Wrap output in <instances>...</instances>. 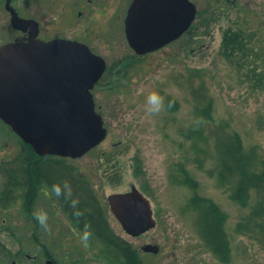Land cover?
I'll return each mask as SVG.
<instances>
[{
  "label": "rangeland",
  "instance_id": "rangeland-1",
  "mask_svg": "<svg viewBox=\"0 0 264 264\" xmlns=\"http://www.w3.org/2000/svg\"><path fill=\"white\" fill-rule=\"evenodd\" d=\"M26 1L32 3L31 0ZM191 1L201 15V22L207 16L204 24L211 17L209 7L212 5L220 4L221 16L206 29L198 46L191 45L192 36H185L181 41L180 55L175 59L161 58L163 60L158 61L159 69L152 72L150 67L141 68L131 64L133 68L125 78L126 88L115 97L109 96L110 100L104 105L105 112H108L109 133L100 146L108 151L102 163L111 164V168L107 169L112 180L108 181L104 174L95 183L86 179V193L99 194V199L95 194L97 199L92 201L95 207L92 209L90 205L86 210L89 215L99 211L106 219L108 233L115 234L114 229L118 225L106 197L130 191L131 183L136 181L137 188L150 200L152 209L159 212L157 219L162 228L148 235H154L159 240L162 252L158 256L140 258L133 252L129 256L130 264H264V86L260 89L257 84L259 79L264 81V51L255 54L253 49L248 52L244 49L248 42L256 43L251 39L253 30L258 32L259 23L264 19L260 10L244 8L240 4L243 0H220L219 3L217 0ZM3 6L4 2L0 0L1 18ZM5 25L12 37L10 24L6 22ZM115 29L117 39L95 41L98 43L96 51L116 55L130 50L122 35V24L117 23ZM2 33L6 36L8 32L5 30ZM121 38L123 41H120ZM260 43V48L264 50V40H260ZM228 46L231 47L229 53ZM160 73L155 90L153 82ZM130 82L140 83L131 88ZM159 87L163 91L158 93ZM151 92L163 98L164 109L159 114L147 110ZM160 113L165 115L163 122ZM175 132L178 138L197 139L196 160L194 155V159L188 162L172 157L173 151L170 149L173 147L167 137H173ZM230 142L241 160L235 163L239 171L230 170L233 163L224 161V150ZM97 150L78 160L86 166L89 160L102 164L96 159ZM19 152L17 138L0 122V162ZM135 155L139 159L138 164L132 163ZM170 158L174 161L165 162ZM177 164L180 168H175V180L170 182L169 167ZM14 176L15 172L0 170V197L2 186H7V179ZM250 178L252 182L244 184L246 191L237 198V180L247 181ZM105 185L111 188L105 190ZM34 198L39 204L43 195ZM247 221H250L251 230L259 234L256 241L245 235ZM213 222L219 238L211 233L209 236L216 241L207 235V224ZM31 228L35 226L32 224ZM29 230L28 227L1 233L0 258L10 252L19 255V243H31L33 252L42 251L47 245L57 259L60 251L53 242H49L53 241V237L55 242L63 239L64 245L67 242L79 245L74 251L83 252L72 251L71 256L76 254L81 261L68 263L69 259L64 264H114L113 259H117L113 251L111 258L108 257L105 243L96 239L83 243L68 238L70 231L59 233L54 226L36 229L31 237L28 236ZM86 235L91 237L92 233ZM144 237L130 244L117 238V244L132 245L136 249V242L140 245L146 242ZM222 237L226 243L221 240ZM0 264L4 263L0 261Z\"/></svg>",
  "mask_w": 264,
  "mask_h": 264
},
{
  "label": "flooded vegetation",
  "instance_id": "flooded-vegetation-1",
  "mask_svg": "<svg viewBox=\"0 0 264 264\" xmlns=\"http://www.w3.org/2000/svg\"><path fill=\"white\" fill-rule=\"evenodd\" d=\"M32 3H27L26 0H12V7L17 12L19 17L27 20H33L36 23V38L41 41L52 40H67L76 41L85 44L93 54L100 55L106 62V71L103 78L93 90V98L95 102L96 111L101 115L104 124L107 127V115L104 105L110 100V97H115L120 94L126 84L125 78L130 71L131 64H137V67L152 66L154 70L159 68L158 61L161 56H168L176 58L180 55L181 39L174 41L161 50L146 55L145 58L135 56L129 50L125 54L108 55L102 51H96L98 46L95 41L100 40H114L116 35L115 25L125 21L128 7L132 0H31ZM244 8L264 10V0H243L240 2ZM5 6V4H4ZM3 6V7H4ZM3 18L0 17V45L5 42H12L17 39L27 38L28 34H23L19 31L13 30L12 38L9 28L5 25L6 22L10 24V15L6 12L5 8L2 12ZM11 26V25H10ZM8 33H2L3 31ZM262 34V33H261ZM123 35V33H122ZM113 37V38H112ZM264 37V35H263ZM117 39V38H115ZM9 40V41H8ZM123 41V38L120 39ZM151 59V61L149 60ZM160 74L158 75V80ZM141 82V81H140ZM140 82H130L131 88ZM155 90L157 89V82H153ZM102 85V86H101ZM101 87V88H100ZM96 91V92H95ZM104 91V92H102ZM100 93V95H98ZM134 93V91H133ZM120 100V98H119ZM118 101V99H116ZM115 147V146H114ZM172 147H176L172 144ZM190 147V146H189ZM21 151V150H20ZM20 160H6L0 162V170L13 169L15 176L8 178L7 186H2L0 197V235L8 231H19L29 227L28 236L31 237L36 229L55 227L59 233H65L66 230L70 231L67 235L68 238L79 240L83 243L91 242L92 239L104 242L108 248V257L111 251L117 256L114 264H130V257L134 249L132 245L121 246L117 244V238L130 244L132 241H137L139 238L128 236L122 226L117 223L118 227L115 228V234L110 235L106 227V219L98 211L89 215L86 210L92 204L93 199H99L98 193H86L85 181L88 178L93 183L102 177V174L108 181L112 177L107 168H111V164H99L95 160H89L88 165L80 160L64 159L60 157H44L37 155L31 148L30 152L22 153ZM179 157L175 152V156ZM116 164V162H113ZM109 175V176H108ZM26 178V181L21 178ZM108 176V177H107ZM14 179H16L14 181ZM68 182L70 190L65 188L64 182ZM9 184L13 186H8ZM57 186L54 190L53 186ZM110 185H105L104 189H110ZM4 190V191H3ZM98 190V188L96 189ZM7 191V192H5ZM59 193H63L62 195ZM39 194L43 195V200L37 204V198L34 197ZM107 196V195H106ZM109 196V195H108ZM106 197V201L107 198ZM87 199V204L85 200ZM48 201V203L46 202ZM78 203L73 206V202ZM17 206L11 208V206ZM33 207H36L33 209ZM43 212L47 214L46 227H41L40 223L35 218L36 213ZM108 212V211H107ZM111 212V211H110ZM82 213V215H77ZM113 216V215H112ZM100 220V225L95 226L96 220ZM14 220V221H13ZM84 223L83 225L81 224ZM50 223V226L48 224ZM35 228H31V225ZM162 227L157 223L154 232ZM152 231V230H151ZM89 237L86 234H91ZM104 234V235H102ZM141 236L144 237L146 242L141 245L137 242L136 246L139 247V258L144 256L142 247L144 245H159L161 253V244L159 240L151 235ZM49 236V235H48ZM14 238V237H13ZM148 239V240H147ZM50 240V239H47ZM54 246L60 251L58 258L52 256V252L48 250L47 245L42 251H32V247L19 243L18 254L8 253L0 258L4 264H64L66 260L68 263L81 261L80 257L71 256L79 245H70L69 242L64 245L63 239L55 242L53 237ZM51 243V244H53ZM59 243L60 245H57ZM118 248L115 250V247ZM82 254L81 250L74 251ZM68 253V255H65ZM34 254V255H31ZM148 256V253H144ZM23 255L24 257H21ZM111 258V257H110ZM25 260V261H22Z\"/></svg>",
  "mask_w": 264,
  "mask_h": 264
},
{
  "label": "water",
  "instance_id": "water-1",
  "mask_svg": "<svg viewBox=\"0 0 264 264\" xmlns=\"http://www.w3.org/2000/svg\"><path fill=\"white\" fill-rule=\"evenodd\" d=\"M171 11L172 17L175 15L181 19L176 33L171 36L174 38L182 34L190 23L185 16L191 13L186 0H135L126 26L130 45L142 53L166 43L170 38L163 37L161 27L169 25L165 13ZM12 24L23 31L33 28L31 21L22 20L15 13ZM49 68H53L54 79L49 92L45 93L50 98L45 101L51 104H36L32 98L38 94L32 93L33 80L30 78L42 70L41 78L44 70ZM103 70L101 59L75 43H41L29 39L27 43L3 46L0 48V118L24 141L30 144L35 141L36 147L47 149L46 152L42 149L41 153L82 154L105 136L100 118L93 113L90 94ZM41 136H45V142ZM141 200L135 191L110 198L117 217L125 226L135 228L134 235L153 227L148 220L149 211L138 205ZM146 204L144 202V206Z\"/></svg>",
  "mask_w": 264,
  "mask_h": 264
},
{
  "label": "trees",
  "instance_id": "trees-1",
  "mask_svg": "<svg viewBox=\"0 0 264 264\" xmlns=\"http://www.w3.org/2000/svg\"><path fill=\"white\" fill-rule=\"evenodd\" d=\"M231 143V142H230ZM228 143V145L226 146V149L224 150V161H231L233 163L234 166L230 167L231 169H238L239 171V166H237L235 163H240V158H238V156L236 155V148L233 146V144ZM236 171V170H235ZM252 182L251 178L249 180H242L240 181L239 179L237 180V198H239V195H241V193H243V191H246V189L243 188L244 184H248ZM250 221H247V225L244 229H246L245 234L247 235L248 238L253 239L254 241H256L258 239V233L255 230H251L253 228L249 227Z\"/></svg>",
  "mask_w": 264,
  "mask_h": 264
},
{
  "label": "clouds",
  "instance_id": "clouds-1",
  "mask_svg": "<svg viewBox=\"0 0 264 264\" xmlns=\"http://www.w3.org/2000/svg\"><path fill=\"white\" fill-rule=\"evenodd\" d=\"M163 109H164L163 98L160 97L158 93L155 92L149 93L147 110L152 114H159V112H161ZM64 184H65V188L70 190V185L68 184V182L65 181ZM53 188L55 190L57 186L54 185ZM59 194L62 195L63 193H59ZM76 203H78V201H74L73 206H75ZM34 215L37 221L40 223L41 227H46L47 214L43 212H39ZM77 215H82V213H77Z\"/></svg>",
  "mask_w": 264,
  "mask_h": 264
},
{
  "label": "bare ground",
  "instance_id": "bare-ground-1",
  "mask_svg": "<svg viewBox=\"0 0 264 264\" xmlns=\"http://www.w3.org/2000/svg\"><path fill=\"white\" fill-rule=\"evenodd\" d=\"M98 58L103 61V59L101 57H98ZM21 178L26 181V178L25 177L21 176ZM94 225L95 226L100 225V220L97 219L96 222L94 223Z\"/></svg>",
  "mask_w": 264,
  "mask_h": 264
}]
</instances>
